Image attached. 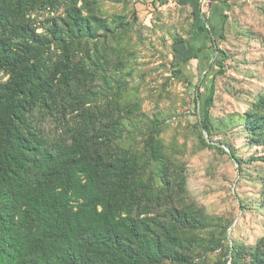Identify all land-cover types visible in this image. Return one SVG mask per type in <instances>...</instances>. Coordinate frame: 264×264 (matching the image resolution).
I'll use <instances>...</instances> for the list:
<instances>
[{
    "label": "trees",
    "instance_id": "trees-1",
    "mask_svg": "<svg viewBox=\"0 0 264 264\" xmlns=\"http://www.w3.org/2000/svg\"><path fill=\"white\" fill-rule=\"evenodd\" d=\"M100 1L0 0V264H206L216 251L214 264H264V236L249 250L225 244L220 219L164 197L173 188L184 194V178L161 150L157 120L136 143L143 115L125 95L133 70L121 45L129 26L98 15ZM219 2L200 8L196 45L187 43L194 51L181 61L212 79L224 73ZM204 97L200 144L241 166L211 143L212 90ZM45 122L63 135L50 138ZM239 123L264 146V94ZM155 179L164 189L152 187Z\"/></svg>",
    "mask_w": 264,
    "mask_h": 264
},
{
    "label": "rangeland",
    "instance_id": "rangeland-1",
    "mask_svg": "<svg viewBox=\"0 0 264 264\" xmlns=\"http://www.w3.org/2000/svg\"><path fill=\"white\" fill-rule=\"evenodd\" d=\"M205 2L101 0L98 15L111 21L123 17L129 26L121 45L129 50L124 57L126 66L133 70L125 80V95L139 103L143 115L133 130L136 143L157 120L161 150L174 161L173 171L184 178V194L179 195L173 188L164 197H171L178 208L192 205L203 215L220 219L227 228L225 244L236 243L249 250L264 236V163L260 161L264 146L250 141L249 130L239 119L264 94V0H220L216 6L215 12L226 19L224 41L217 45L225 58H217L224 73L213 79L205 70H185L181 64L190 46L187 43L195 41V25ZM175 39L182 42L174 44ZM178 67L182 74L175 79L173 71ZM197 89L199 106L192 101ZM208 89L212 90L208 118L217 127L210 136L211 143L231 151L241 166L228 154L200 144L198 123ZM46 128L50 138L63 135L52 124ZM203 138L209 141L205 132ZM147 172L142 174L144 179L148 178ZM168 176L173 180L172 173ZM155 182V190L164 189L158 179ZM177 197H182L179 203ZM208 233L199 236L209 237ZM219 253L208 254L205 263L214 264Z\"/></svg>",
    "mask_w": 264,
    "mask_h": 264
}]
</instances>
